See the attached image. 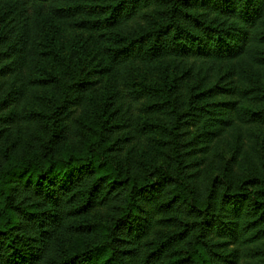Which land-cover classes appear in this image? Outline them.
I'll use <instances>...</instances> for the list:
<instances>
[{
	"label": "trees",
	"instance_id": "trees-1",
	"mask_svg": "<svg viewBox=\"0 0 264 264\" xmlns=\"http://www.w3.org/2000/svg\"><path fill=\"white\" fill-rule=\"evenodd\" d=\"M78 1L0 0V264H264V0ZM68 25L101 39L85 129Z\"/></svg>",
	"mask_w": 264,
	"mask_h": 264
},
{
	"label": "rangeland",
	"instance_id": "rangeland-1",
	"mask_svg": "<svg viewBox=\"0 0 264 264\" xmlns=\"http://www.w3.org/2000/svg\"><path fill=\"white\" fill-rule=\"evenodd\" d=\"M91 4L89 0H79L78 5L80 7H85L86 5ZM82 16V15H81ZM84 19L86 16H82ZM139 25L134 24L133 26ZM62 34L61 38L58 39V52L63 57L67 59L71 56L73 62L68 67V70L64 68V76L66 78L74 77L78 80H86L92 83L90 91L88 93L89 99L84 107V110L80 107H76L72 111V115L77 118L79 124L83 129L89 128L91 126V121L93 119L94 113L98 110L100 101L103 100L106 90V77L99 74L96 71V61L97 58L92 54L94 49L98 47V43L101 42V39H98L96 33H92L85 27L79 25H68L61 29ZM96 40V41H95ZM101 47V44H99ZM77 51V54H76ZM87 52H89L87 54ZM157 64L145 65L138 64L137 72L151 78L155 76V66ZM215 83L219 86L223 93L226 92L229 86H233L230 92H227L221 96H218V100L233 102L236 106L244 108L247 106V99L244 98L243 94L239 90V84L235 76L230 75V66L224 63H220L215 67V73H213ZM236 128H264L258 126H236ZM146 149L152 150L150 146V141L143 143ZM230 143L219 145L218 149L220 152L230 153ZM212 154L208 152L204 155V163L209 164V168L212 166L215 158H210Z\"/></svg>",
	"mask_w": 264,
	"mask_h": 264
}]
</instances>
